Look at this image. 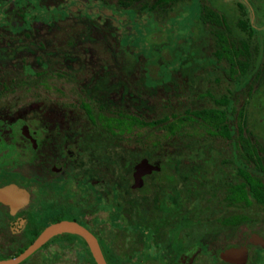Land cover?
Wrapping results in <instances>:
<instances>
[{
	"label": "rangeland",
	"instance_id": "1",
	"mask_svg": "<svg viewBox=\"0 0 264 264\" xmlns=\"http://www.w3.org/2000/svg\"><path fill=\"white\" fill-rule=\"evenodd\" d=\"M126 1L0 0V165L14 166L27 178L36 175V150L23 135L33 145L36 137L51 135L58 145L51 161L65 164L50 171L72 178L76 209L71 212L84 211L87 225L119 264H182L172 259L181 250H172L176 240L186 241L185 258L195 254L197 241H207L209 247L190 264H230L212 257L241 238L254 242L241 264H264V204L218 200L225 184L242 179L238 144L207 135L192 121L173 132L158 121L163 115L176 122L173 115L188 110L221 108L233 140L241 111L243 135L264 153V0H175L152 8V0ZM204 5L225 16L235 41L247 39L244 73L229 76L227 62L215 58L213 34L200 19ZM239 17L249 31L237 26ZM119 110L155 123L110 133L104 116ZM140 158L153 168L140 175L143 184L134 189L132 162ZM247 167L264 183V166ZM82 177L93 184L90 191L79 187ZM24 184L30 194L22 212L38 215L36 184L29 179ZM184 195L195 196L200 209L191 236L183 237L190 213L185 222L178 213L168 216L150 235L141 221L168 215ZM45 201L55 206L63 200L47 194ZM235 214L245 218L234 224L216 221ZM4 217L0 207V254L8 257L31 235L17 231V221L4 223ZM17 264L91 262L77 236H63Z\"/></svg>",
	"mask_w": 264,
	"mask_h": 264
},
{
	"label": "trees",
	"instance_id": "2",
	"mask_svg": "<svg viewBox=\"0 0 264 264\" xmlns=\"http://www.w3.org/2000/svg\"><path fill=\"white\" fill-rule=\"evenodd\" d=\"M116 1L121 5H127L126 0ZM174 1L175 0H152L148 8L168 5ZM200 19L209 26V29L214 37L213 54L216 59H224L227 62L229 76L235 77L238 74L244 73L248 66L250 56L249 43L247 39L243 38L235 41L232 37H230L227 33L229 25L225 16L208 6L204 5L202 7V10L200 12ZM236 24L242 30L249 31V29H247V22L244 18H237ZM216 100L226 101L223 98H218ZM86 111L89 112V115L93 120L90 109L86 108ZM173 118L176 120V122L169 118V116L167 115H163L162 118L158 119V121L162 122V124L167 128L169 132H173L175 127H178L179 124L184 123L187 120L192 121L202 126L207 135L223 137L229 139L230 142H232V144L234 145L238 144L240 148V156L238 158L239 164L237 165V170L242 179L236 182L227 183L221 188L222 195H220V197L218 198L221 204H237L239 206H248L252 200L264 204V183L262 182L258 174L252 172L247 167L250 162L260 168L263 167L264 153H261L257 145L255 143H251L247 139V137L243 135V130L246 128V126L245 119L241 111L239 112V117L234 126V129L237 133L236 138L233 140H231L232 127L228 121L227 112L224 109L217 107L197 108L188 110L180 115H173ZM134 123L153 124L155 123V120L141 119L135 113L120 110L104 116V127H107L110 133L129 129V127ZM29 178H31V176ZM195 199V196H189L187 197V200L192 205H189L187 207H179L178 209H176V207L174 206L171 211H168V215H159L157 218L147 217L145 221H141V224L150 231L151 235V232L153 230H156L158 223L166 222L169 218L168 216L178 213L179 217H181L183 220L186 215L190 213L187 216L186 224H188V228L186 232L188 236H191L194 230L193 225L199 221V218L194 216L198 211H200V209L194 204ZM56 216L57 214L50 216L46 214L35 215L32 213H28L24 229L31 235V238L26 244L19 245L12 253V255L23 249V247H25L30 242V240L40 230V228ZM69 216L75 218L74 215ZM244 216L245 215L242 214L229 216L221 215L216 216V221H218V223L220 224H234L243 220L245 218ZM183 222H185V220H183ZM131 225L136 227L137 221L134 220ZM138 229L140 231L142 227H138ZM63 236H77L82 243L83 250L88 254L91 264H95L85 244V241L77 234L69 232L55 234L45 240L42 244H44L48 240ZM184 246L185 245L175 244L174 246H172V250H180L183 249ZM102 253L107 264H119L117 257L106 245L102 246ZM29 256L30 254L24 259L28 258ZM4 257L7 256L0 254V258Z\"/></svg>",
	"mask_w": 264,
	"mask_h": 264
},
{
	"label": "flooded vegetation",
	"instance_id": "3",
	"mask_svg": "<svg viewBox=\"0 0 264 264\" xmlns=\"http://www.w3.org/2000/svg\"><path fill=\"white\" fill-rule=\"evenodd\" d=\"M83 105H84L83 107H84L85 111H86V108L89 109L87 104L83 103ZM87 113L89 115V112H87ZM89 117H90V115H89ZM23 138L27 141V144L31 148L33 147L36 150V154H37V158H36L37 159V165H36L37 172H36V175L31 176V178H29V177L27 178L25 173H21L14 166L9 165L8 167H4V166L0 165V185L6 184L9 182H14L17 185L26 188V190L30 194V191L26 187V185L24 184V181H26L27 179L34 181L36 184V194L38 196L37 209L39 211V214H46V215H50V216L57 214V216L55 218H58V217L72 218L69 215H74L75 216L74 219L78 220L80 223L85 225L94 234V236L96 237L97 242L100 246V249L102 251L103 244L101 243L99 237L92 230V228L87 225L86 219L84 218V211L78 210V212L75 214L71 212L72 210L76 209V204L74 202H72V199L74 198V195H75L74 189L71 188V185L73 183L72 178L69 177V175H67V174L58 177L57 175H53L50 171V169L61 168V166L65 164V162L60 160V159H56L54 161H51V158L53 157L54 152H55L54 150L58 147V145L54 143L53 138L49 134L45 137H43V136L36 137V139L34 140V145L28 137L23 135ZM61 148L63 150H65L66 153H71L70 149L66 148V144H62ZM65 151H64V153H65ZM18 179H19V181H18ZM77 182L80 184L79 187L82 188L83 191L84 190L90 191L93 187V184L89 181L88 177H82L80 180H77ZM142 184H143V182L139 186H135L133 188L138 189L142 186ZM47 194L60 195L62 197V200H63L62 203L54 206L52 202L45 201V195H47ZM99 194H100V192H99ZM186 201H187V197H186V195H184L183 197H181L180 201L177 200V202L174 206L176 207V209H178L179 207H185ZM28 202H29V199H28ZM28 202L25 205L18 207L14 212H11L8 204L0 201V207H3V213L5 216L3 218V222L6 224H9L12 221H17L18 227L16 230L17 231H21V230L23 231L27 215L22 211H24V208L28 204ZM98 202H100V199ZM174 206H172L169 209V211H171ZM55 218H53V219H55ZM186 231H187V228L184 230L183 237H185L187 235ZM185 242L186 241H183V240H181V241L176 240L174 243L177 245L178 244L179 245H185L184 244ZM197 242H198L197 246L194 248L195 254H197V253L201 252L202 250L207 249L209 247V245L207 244V241L199 240ZM249 242L254 243L251 240L245 241L246 256L248 254V243ZM230 245H237V243H230V244H227L221 248H224V247L230 246ZM184 248L181 249L180 251H178L176 258H172V259H177L182 264H190L192 262L194 256H195V254L185 258L184 256H185L186 248L185 249ZM221 248L218 250L216 255H213L212 258H218V259H221L222 261H225V262L230 263V264H237L235 262H231V261H228V260L221 258L218 255ZM255 248H256V246L253 245V249H255Z\"/></svg>",
	"mask_w": 264,
	"mask_h": 264
},
{
	"label": "water",
	"instance_id": "4",
	"mask_svg": "<svg viewBox=\"0 0 264 264\" xmlns=\"http://www.w3.org/2000/svg\"><path fill=\"white\" fill-rule=\"evenodd\" d=\"M132 167L134 183L138 186L141 184L140 175L143 172H148L153 168V165L147 163L145 158H140L132 162ZM28 199L29 193L24 187L14 182L0 185V201L7 203L11 212L25 205ZM63 232L79 235L85 241L95 264H107L94 234L78 220L66 217H58L45 223L23 249L11 256L0 258V264H17L31 254L49 237ZM251 236L252 234L247 237ZM245 241V238H241L237 245H230L222 248L218 255L225 260L237 264L243 263L246 259Z\"/></svg>",
	"mask_w": 264,
	"mask_h": 264
}]
</instances>
